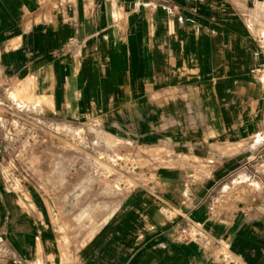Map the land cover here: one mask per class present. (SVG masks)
<instances>
[{
	"label": "crops",
	"instance_id": "1",
	"mask_svg": "<svg viewBox=\"0 0 264 264\" xmlns=\"http://www.w3.org/2000/svg\"><path fill=\"white\" fill-rule=\"evenodd\" d=\"M263 12L264 0H0V85L34 87L63 132L91 125L111 149L158 150L152 180L67 246L39 185L7 183L0 139V264H264V45L251 24Z\"/></svg>",
	"mask_w": 264,
	"mask_h": 264
},
{
	"label": "rangeland",
	"instance_id": "2",
	"mask_svg": "<svg viewBox=\"0 0 264 264\" xmlns=\"http://www.w3.org/2000/svg\"><path fill=\"white\" fill-rule=\"evenodd\" d=\"M256 19L251 24L264 45V12ZM46 105L32 86L0 85L3 172L10 186H19L20 180L37 183L49 196L52 217L65 245L84 244L126 193L140 191L152 180L149 156L158 150L121 141L111 149L109 139L91 125H74L63 132L47 116ZM35 163L37 171L54 174L59 181L36 180V167H31ZM236 185L245 196L256 188ZM221 253L227 257L225 249Z\"/></svg>",
	"mask_w": 264,
	"mask_h": 264
},
{
	"label": "built area",
	"instance_id": "3",
	"mask_svg": "<svg viewBox=\"0 0 264 264\" xmlns=\"http://www.w3.org/2000/svg\"><path fill=\"white\" fill-rule=\"evenodd\" d=\"M183 232V234L186 236V237H188V238H190L191 236L189 235V233H187L185 230L184 231H182Z\"/></svg>",
	"mask_w": 264,
	"mask_h": 264
}]
</instances>
